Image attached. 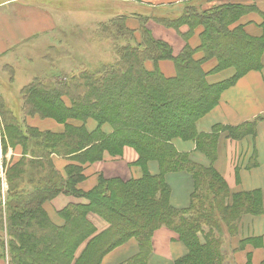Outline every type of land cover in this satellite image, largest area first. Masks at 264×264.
Listing matches in <instances>:
<instances>
[{
  "label": "trees",
  "instance_id": "1",
  "mask_svg": "<svg viewBox=\"0 0 264 264\" xmlns=\"http://www.w3.org/2000/svg\"><path fill=\"white\" fill-rule=\"evenodd\" d=\"M191 1L177 18L154 21L176 31L187 26L188 32L182 35L185 40L202 27L198 49L185 45L173 57L170 46L155 40L144 26L139 30L141 41L137 42L135 31L126 27V17L118 16L105 23L112 40L124 44L117 49L118 59L113 64L78 81L73 77L48 87L23 88L22 108L27 115L48 118L40 102L55 103L67 131L41 132L19 124L0 97L3 149L7 145L20 146L23 155L31 158L25 166L30 171L40 167L33 164L32 158L45 159L47 174L41 186L34 185L33 190L17 195L9 184L4 203L8 264H99L107 253L131 239L137 242L138 253L122 264H145L151 252V234L162 226L177 234L187 249V255L175 264H223L227 257L220 250L224 234L233 236L242 216L264 213L259 191L230 195L212 167L219 135L227 133L234 140L253 136L254 123L236 128L216 125L208 134L196 130L197 121L216 106L223 90L246 72L261 68L264 42L248 37L242 26L232 29L243 16L257 9L227 4L201 11L198 0ZM197 52L203 54L202 60H194ZM210 59L217 63L213 73L233 68V78L208 85L201 66ZM166 60L174 64L172 78L164 77L157 69L144 68L146 61L156 64ZM89 120L97 124L91 132L85 127ZM73 121L83 124L78 127ZM106 125L112 132L104 131ZM175 139L192 141L211 165L203 167L188 154L178 153L172 145ZM122 147L135 149L141 179L122 182L99 177L92 190L81 191L85 167L99 161L104 152L115 156ZM51 155L70 161L63 179L53 169ZM149 161L157 163L158 175L147 174ZM22 162L11 166L10 172L27 176L28 171L20 168ZM168 173L191 177L193 191L188 208L175 210L170 206V190L165 182ZM58 194L87 201L63 208L58 213L63 220L60 226L53 224L42 208L43 202ZM90 214L103 220L108 228L97 234L88 220Z\"/></svg>",
  "mask_w": 264,
  "mask_h": 264
},
{
  "label": "crops",
  "instance_id": "2",
  "mask_svg": "<svg viewBox=\"0 0 264 264\" xmlns=\"http://www.w3.org/2000/svg\"><path fill=\"white\" fill-rule=\"evenodd\" d=\"M61 1L73 2L74 0H0V60L9 58L11 54L32 41L51 35L56 30L57 22L53 12L45 5ZM39 2H44V6ZM192 2L191 0H77V7L81 5L105 6V17H126V27L135 31L136 40L141 38L140 21H144V27L152 37L169 45L173 57H176L185 45L193 50L198 49L199 36L203 28H196L193 34L185 40L182 35L188 32L187 26H181L176 31L156 23L154 19L177 18L181 15L184 6ZM196 4L201 5V11L227 4L255 6L257 12L243 16L232 29L242 26L248 37L264 42V0H216L210 3L198 0ZM193 58L196 61L202 60L203 54L197 52ZM216 65V60L210 59L201 66L206 74L205 80L208 85L220 84L235 75L233 68L213 73ZM156 68L166 78H172L175 75L174 64L171 61H160ZM5 106L13 114L10 105L7 103ZM23 117L21 114V121L15 117L21 125L42 131H55L53 123L27 117L22 119ZM249 123L255 125L253 136L248 135L234 140L229 138L227 133L219 135L217 156L212 167L223 179L230 195L259 191L264 209V50L261 55V68L246 72L233 85L223 90L216 106L197 121L196 130L198 134H208L216 125L236 128ZM172 145L178 153L188 154L193 162L206 168L211 165L203 155L196 151L192 141L175 139ZM1 153L0 148V155ZM4 156L7 160H15L13 162L15 163L21 156V148L18 146L8 149L2 158ZM54 156L53 162L56 170L63 173L65 166L69 164L68 161ZM137 162V154L127 147L121 151L119 156H110L105 153L101 162L85 167V179L79 184V189L83 192L92 190L99 177L106 180L117 179L122 182L139 180L143 173L137 166ZM1 163L2 159H0ZM146 172L150 176L158 175L157 163L147 162ZM165 182L170 190V206L175 210L188 208L193 191L191 177L185 173H168L165 175ZM85 203L87 201L84 199L60 195L45 203L44 209L50 221L60 226L57 214L63 208L69 204ZM88 220L97 234L108 228V225L95 215H89ZM1 231L2 229L0 233ZM224 241L227 243L225 252L228 264H264V213L242 216L236 233L230 237L224 234ZM150 244L151 252L145 264H175L187 255V249L180 242L177 234L163 226L152 232ZM137 253V242L131 239L107 253L101 264H122ZM0 264H8L7 258L1 251Z\"/></svg>",
  "mask_w": 264,
  "mask_h": 264
},
{
  "label": "rangeland",
  "instance_id": "3",
  "mask_svg": "<svg viewBox=\"0 0 264 264\" xmlns=\"http://www.w3.org/2000/svg\"><path fill=\"white\" fill-rule=\"evenodd\" d=\"M39 4L44 6L45 3L39 2ZM45 6H47V8L53 12L57 22L56 30L51 35L42 37L22 46L19 50L11 54L9 58L0 60V97L3 102L5 101L6 104L8 103L10 105V108L18 121H21V114L24 116L22 119H26L27 117L31 119H37L38 121H48L49 123H53V129L55 130L54 132L51 130L42 131L38 128L36 129L41 132L61 134L67 131V129L61 121L63 119L61 118L56 104L40 102L42 110L48 116V118L41 119L37 115H27L25 110L22 108L24 103V97L22 95L23 88L30 85H33V87H48L55 84L56 82H66L73 77L78 81L84 76L99 74L101 73V69L113 64L118 59L117 49L124 44L122 41H113L111 38V33L106 30L105 23L110 20V18L112 19V17H105V6L98 7V5H81L77 7V0H74L73 2L61 1ZM142 26H144V21H140V27ZM137 41L140 42L141 38ZM158 63L155 64L152 61H146L144 63V68L147 71H153L157 69L156 65ZM72 123L78 127L83 124L80 121H73ZM96 126L97 124L93 120H89L85 124V127L89 132L94 131L97 128ZM103 129L107 133L112 132L110 126L108 125L104 126ZM2 143L3 136L1 129V154L4 155L8 149H14L18 147H11L7 145L6 148L3 149ZM124 148L126 147H122L121 151ZM127 148L133 150L136 153L135 149L131 147ZM121 151H117L116 155L119 156ZM36 153L40 155V151H37ZM105 153L107 152L102 154L99 161L89 164L87 167L101 162ZM2 155H0V159H2V163L0 164V229H2L0 233V251L4 254L8 261L9 247L4 241V233L6 232L4 221L5 208L2 206V200L7 198L9 184H11L12 187L11 192L17 195L24 193V190H33L34 185L41 186V182L46 181L47 174L44 170V164L46 162L45 159L32 158V162H35L33 164H39L40 167L34 165L38 168H34L31 171L30 169L25 168V166H27V161H29L31 158L29 155H23L22 148L21 156L17 162L24 161L22 164H20V168H22V171L24 168L26 172L28 171L27 176L11 173L10 167L17 162L13 163L15 160H7V157L5 156L2 158ZM39 155L37 156L40 157L41 155ZM54 157V155H51L49 160H51V164L55 172H57L60 178L63 179L65 177V172L63 171V173H59L56 170L53 162ZM61 158L67 160L68 163H70L67 158ZM81 183L82 182H80V184ZM60 195L67 197L70 196L58 194L51 199L46 200L42 203L43 210L45 211V203L52 201ZM45 213L47 214L46 211ZM57 216L59 218L58 225H62L63 220L59 217V214H57ZM81 248L83 249V247ZM79 249L77 250V257L82 251V249ZM220 250L223 252L224 256H227V253L225 252V250H227V243L225 241H223L222 245L220 246ZM103 258L100 260L99 264H101ZM228 262V258L226 257L223 264H228Z\"/></svg>",
  "mask_w": 264,
  "mask_h": 264
},
{
  "label": "built area",
  "instance_id": "4",
  "mask_svg": "<svg viewBox=\"0 0 264 264\" xmlns=\"http://www.w3.org/2000/svg\"><path fill=\"white\" fill-rule=\"evenodd\" d=\"M4 203H5V199L4 200H2V206L4 207Z\"/></svg>",
  "mask_w": 264,
  "mask_h": 264
}]
</instances>
